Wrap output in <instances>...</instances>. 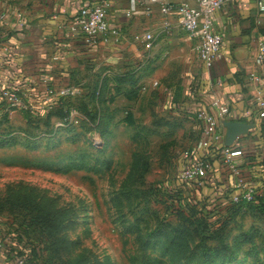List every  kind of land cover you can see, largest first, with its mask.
Returning a JSON list of instances; mask_svg holds the SVG:
<instances>
[{"label": "crops", "instance_id": "0c3cea01", "mask_svg": "<svg viewBox=\"0 0 264 264\" xmlns=\"http://www.w3.org/2000/svg\"><path fill=\"white\" fill-rule=\"evenodd\" d=\"M97 1L0 0V11L7 14L0 22V137H24L29 120L50 113L41 109L49 103L50 88L79 91L73 100L102 90L103 98L113 99L99 105L111 129L132 125L137 114L125 106L140 102L152 120L157 117L150 140L154 145L159 138L157 150L168 161L182 166L183 152L189 150L209 166L205 180H178L169 190L183 192L197 209L208 203L210 217H225L239 180L264 188V119L259 118L258 105L264 99V64L256 63L259 43H264V14L259 13L257 0H234L212 16V28L223 43L222 57L210 69L200 59V37L186 33L175 17L163 16L158 6L146 0L135 10H131L132 0H107L109 26L119 34L109 33L87 44L71 31L70 23L82 7ZM175 1L196 4V0ZM145 33L154 35L148 49L134 39ZM127 75L134 76L136 84L118 85L115 79ZM10 89L20 91L28 109L5 110L1 93ZM214 100L229 108L225 122L251 126L228 146L243 152L235 162L237 175L222 159L227 146L224 122L219 123L220 140L209 149H197L204 127L198 112L215 115ZM107 107L115 111L107 114ZM8 226L0 222V240ZM1 264L15 263L3 254Z\"/></svg>", "mask_w": 264, "mask_h": 264}, {"label": "rangeland", "instance_id": "374dc122", "mask_svg": "<svg viewBox=\"0 0 264 264\" xmlns=\"http://www.w3.org/2000/svg\"><path fill=\"white\" fill-rule=\"evenodd\" d=\"M93 101L90 107L85 99L71 102L94 114ZM139 103L124 105L137 114L132 125L110 127L104 137L97 117L93 122L81 114L73 120L78 124L61 126L60 117L48 113L29 120L26 137L0 143V222L9 223L10 210L18 219L30 211L46 217L33 237L48 264H264V188L257 191L261 207L230 221L226 244L196 231L172 214L176 199L169 187L180 180L182 166L157 150L159 138L151 144L158 120ZM208 205L198 211L207 214ZM240 236L243 244L234 246Z\"/></svg>", "mask_w": 264, "mask_h": 264}, {"label": "built area", "instance_id": "2783aa9c", "mask_svg": "<svg viewBox=\"0 0 264 264\" xmlns=\"http://www.w3.org/2000/svg\"><path fill=\"white\" fill-rule=\"evenodd\" d=\"M151 5L159 7L163 16H173L176 18L177 24L189 35H198L201 39L199 47L200 59L206 69H210L216 61L222 57V36L213 30L212 16L222 7L233 2L234 0H196V4L192 5L188 1L175 0H146ZM144 2V1H143ZM142 0H132L131 10H135L137 5L143 3ZM257 7L260 14H264V0H257ZM107 0H99L88 6L82 7L73 17L70 23L71 31L76 35H81L87 44H92L96 39L107 36L109 33L118 35L116 29L111 30L107 20ZM7 14L0 11V22L5 21ZM136 42L143 44L147 49L153 46L154 35L152 33L138 34L134 37ZM260 53L256 59L258 65L264 64V43H259ZM46 102L41 109L45 112L53 111L56 103L62 99L72 98L79 95L77 90L69 88L48 89ZM1 97L5 102V110L12 112L15 110L28 109L21 98L18 89L4 90ZM260 114L259 118L264 119V99L258 102ZM211 108L216 112L215 115L208 111H199L197 118L204 123L202 139L197 144V149H209L220 140L219 133L220 121H227L229 116V108L218 100L211 103ZM77 113H71L72 121L77 119ZM78 124V121H73ZM243 157V152L234 147H224L222 151V159L225 164L229 165L237 175L235 162ZM209 166L207 162L200 157L193 156L192 152L186 150L183 152V165L179 178L182 182L203 181L208 177ZM235 193L231 196V204H253L256 202L258 187L249 184L243 180H239L234 187ZM10 240L7 236L4 240H0V264L4 247ZM17 264H24L19 260Z\"/></svg>", "mask_w": 264, "mask_h": 264}, {"label": "trees", "instance_id": "16d2710c", "mask_svg": "<svg viewBox=\"0 0 264 264\" xmlns=\"http://www.w3.org/2000/svg\"><path fill=\"white\" fill-rule=\"evenodd\" d=\"M115 80H117L118 85L129 83L130 85H133V86L136 84V81H137L136 79H134V76L132 75H127V76H123L119 78L117 77ZM102 95H103L102 90H97V91L95 90L92 93L85 92L82 95V97L79 98V99L88 100V103H86L88 107H90L89 105L90 103L94 102L93 100L97 101L98 108L94 109V111L96 112L94 114H92L90 110L88 111V109H86L84 105H80V106L77 105L78 106L77 107L74 103L71 102L73 100L72 98L60 100L59 105H58L59 109L55 111L53 110L49 114L54 117L56 116L58 118L60 117L59 120H60L61 126H65V124L73 126L75 124L71 119V113L73 111L77 112L78 115L80 116L81 114L84 115L87 119L92 118L91 120L93 122L94 121L96 122V117H97V121L99 120V122L97 123V127H100L101 125L100 130H102V131L99 130L98 132H100L101 136L104 137L107 129L110 128L112 124L108 120L106 121L103 120V116L101 115L102 109L99 107V105L105 102L100 99ZM97 98H99V100ZM82 102L84 103V101ZM89 116H91V118ZM130 124H132V121H130ZM14 140H16V137L14 136L9 137V138L0 137V143L11 142ZM136 160L137 159L135 158V161H134L136 162L135 167H137V169L139 168L140 170H142L143 168L141 169L139 167L140 164ZM171 192L174 194L173 200L174 199L178 200V202L174 200L173 203L171 204L172 214L179 215L180 217H182L186 222H189V224L192 225V227L196 228V231H198L202 235L204 234H206L207 236L214 235L215 238L220 240L221 242L220 245L226 244L224 243V239H225L224 233H226L225 230L227 229L230 221H232L234 218H236V216H238V214H240L243 211H246L247 209H253L256 207L258 209L259 207H261L260 203L262 200L260 199L261 194L259 193L257 195L256 202L253 204L233 205V207L229 211L230 213L228 214V217H221L218 219V221L215 224H211L212 222L211 220L214 217H210L209 214H204L201 211H198L197 209L198 205L190 204V202H188L187 199L184 200L178 197V194L180 193L173 192V191ZM1 208L2 206L0 207V209ZM8 214L11 220L8 221L9 226H8V229L6 230V233L3 235L5 237L2 240H4L7 236H10V240L7 243V245L4 247L3 254H7L8 257L11 258V260L15 264H17L19 260L24 261V264H48V261L43 260L41 247H38V246H43L42 242L40 241V239L35 240L33 237L34 232L36 231V228H37L35 224L39 223L38 226L42 227L43 228L42 230H44V227L42 225L45 222L43 224L41 222L46 221V217L44 218L42 217L44 219L43 220L34 211H30L28 217H27V214H25V216L22 219H18V217L16 216L15 210L8 211ZM46 242H49L50 244L49 248L52 247V244L50 243L51 242L50 239L49 241H46V238H45V243H44L45 245H46ZM242 244H243V240L241 239V236L237 237L234 241V246L239 247ZM224 246L225 248H229L226 245ZM231 249L233 248L231 247Z\"/></svg>", "mask_w": 264, "mask_h": 264}, {"label": "water", "instance_id": "95a60500", "mask_svg": "<svg viewBox=\"0 0 264 264\" xmlns=\"http://www.w3.org/2000/svg\"><path fill=\"white\" fill-rule=\"evenodd\" d=\"M224 126L227 129V146H232L241 136L246 135L251 129L250 125L237 122H224Z\"/></svg>", "mask_w": 264, "mask_h": 264}]
</instances>
